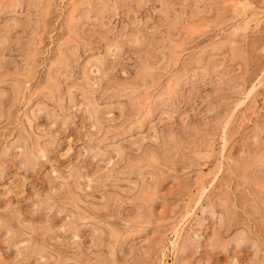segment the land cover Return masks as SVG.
<instances>
[{
  "label": "rangeland",
  "instance_id": "rangeland-1",
  "mask_svg": "<svg viewBox=\"0 0 264 264\" xmlns=\"http://www.w3.org/2000/svg\"><path fill=\"white\" fill-rule=\"evenodd\" d=\"M173 262L264 264V0H0V264Z\"/></svg>",
  "mask_w": 264,
  "mask_h": 264
},
{
  "label": "bare ground",
  "instance_id": "bare-ground-1",
  "mask_svg": "<svg viewBox=\"0 0 264 264\" xmlns=\"http://www.w3.org/2000/svg\"><path fill=\"white\" fill-rule=\"evenodd\" d=\"M258 20H259V19H258ZM246 22H247V21H246ZM249 22H250V21H249ZM247 23H248V22H247ZM249 24H250V23H249ZM249 24H247V25H249ZM180 224H181V223H180ZM179 226H180V225H179ZM176 228H177V227H176ZM175 230H176V229H175ZM175 230H174V231H175ZM177 238H178V235H177ZM179 242H180V241H179ZM171 243H172L173 246H175V242H174V241H171ZM176 245H177V244H176ZM179 245H180V244H179ZM179 245H177V246L179 247ZM181 245H182V244H181ZM182 247H183V245H182ZM178 249H179V248H178ZM181 249H182V248H181ZM176 251H177V250H176ZM176 251H175V252H176ZM175 254H176V253H175ZM177 255H178V253H177ZM177 255H176V257H177ZM174 256H175V255H174ZM178 256H179V255H178ZM177 258H178V257H177ZM176 260H177V259H176ZM176 260H174V261H176ZM173 264H174V262H173Z\"/></svg>",
  "mask_w": 264,
  "mask_h": 264
}]
</instances>
